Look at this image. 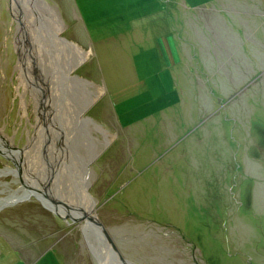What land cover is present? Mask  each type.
Returning <instances> with one entry per match:
<instances>
[{"label":"rangeland","instance_id":"rangeland-1","mask_svg":"<svg viewBox=\"0 0 264 264\" xmlns=\"http://www.w3.org/2000/svg\"><path fill=\"white\" fill-rule=\"evenodd\" d=\"M44 1L0 0V264H264V0Z\"/></svg>","mask_w":264,"mask_h":264},{"label":"bare ground","instance_id":"bare-ground-1","mask_svg":"<svg viewBox=\"0 0 264 264\" xmlns=\"http://www.w3.org/2000/svg\"><path fill=\"white\" fill-rule=\"evenodd\" d=\"M33 1H35V0H12V2H11V9H12V11L14 12V14L18 17V19L19 18H21L18 14H19V8H18V6H19V3L23 6L22 7V16H26L27 15V13H28V11H29V9H28V7H27V4H32L33 3ZM38 3H41V5H42V7H46L45 5H47V4H45L44 2V0H36ZM43 4H45V5H43ZM53 6H49L48 5V8L51 10V14H50V16H49V18L50 19H52V21L50 22V24H49V28L51 29V31L53 32H58V30H59V25H60V21H59V15L57 14V11L54 9V8H52ZM47 8V7H46ZM47 8V9H48ZM49 9H48V11H49ZM50 13V12H49ZM45 14L47 15V13L45 12ZM13 15V14H12ZM25 16L23 17V20L25 19ZM16 17V18H17ZM38 29V35H40V33H42V30H40V28H37ZM18 38L20 39H23V35H21V33L19 32V35H18ZM73 44L75 45V46H73L74 48V50L72 49V52L74 53V57H73V62H74V64H71V68H74L75 67V65H76V63L78 64V62L80 61V60H82L83 58H84V56H86V54L88 55V53H90L91 51L90 50H88V51H86L85 49H83V46H79L76 42H73ZM88 52V53H87ZM87 57V56H86ZM80 59V60H79ZM62 62L64 63V62H66V59H63L62 60ZM50 72L52 71V72H54L53 74H58V73H62V71H61V68H53V70H49ZM48 73V72H47ZM51 77H52V75L51 74H49ZM89 100L88 99H86V101H85V103H83L80 107H79V109L78 110H74V111H72V115L73 116H75V115H79L80 114V112H81V110L83 111V110H85V109H87V106H89L90 104H89V102H88ZM86 104V105H85ZM80 110V112H78ZM73 118V120H75V117H72ZM34 142V141H33ZM8 144V143H7ZM35 145H37V143H35ZM8 147V146H7ZM39 147V146H38ZM0 148H4L5 150H6V152H8L9 154H14V155H16V157L18 156V155H20V154H22V153H24L25 154V151H22V152H19L18 150H16L15 149V151L13 150V151H11V149H10V147H8V148H6V147H4V145L2 144V140L0 139ZM32 151L34 150V147L33 146H31V148H30ZM3 150V149H2ZM30 152V151H29ZM23 154V155H24ZM29 155H31V153L29 154ZM35 155V154H34ZM26 156V155H25ZM19 157V156H18ZM35 157H38V155H36ZM20 161H24V159H21ZM26 162V164L27 163H29V162H31V161H35V162H38V160H36L35 158H30V156H29V158H27V160H25ZM29 161V162H28ZM25 163H23V165H25V166H28V164L26 165ZM65 164H66V162H62V163H60L59 162V169L62 171V172H57L56 173V175L54 176V178H58L59 179V181L61 180L62 182H63V179L61 178V177H63V176H65V174H67V173H65ZM68 164L69 165H72L71 164V162H70V160L68 161ZM81 164L83 165V163L81 162ZM58 167H57V164H56V169H57ZM12 171H14V173H16V169H12ZM84 170L83 171H78V173H77V175H73V176H69L70 177V182H71V180H72V185L70 186V187H68L69 188V191H70V193H71V195L72 196H75V197H77V200H78V198L80 199V200H78L79 201V203H80V205H83L84 206V208H82L81 210L82 211H79V210H74L77 214H81V213H83V212H87V210L89 211V205H90V203L92 202L91 201V199H90V195H89V193L85 190V183H86V178H85V176H84ZM59 173V174H58ZM27 177V176H26ZM82 177H84V178H82ZM85 180V181H84ZM62 182H60V186L62 185V187H66L67 185H65L64 183H62ZM73 182L74 183H76V184H73ZM37 189H35V187H30L28 190L27 189H23V191H22V195H20V194H15V195H13V194H11L10 195V198L8 197V199H7V201L6 202H16V201H18V200H20L21 199V196H23L24 198H28V197H30L31 196V194L34 192V195H36V196H38L39 197V199H40V201L44 204V205H46V206H48L49 208H51V209H54V210H58L61 214H62V212H64L63 210H64V208L62 207V206H58L57 205V202H56V200H54V197L52 196V195H50V196H47V195H44V194H41V193H39V192H37L36 191ZM74 192V193H73ZM56 193H59V192H56ZM77 203V202H76ZM2 205H4V204H2ZM73 211V210H72ZM86 225H88L87 223H86ZM92 223L91 224H89V226H87V228H89V227H92ZM97 230V229H96ZM98 231V230H97ZM102 245V246H101ZM95 246H97V247H100V248H98L100 251H101V258H103V257H105V253H110L111 255V258L113 259V260H115L116 262H118L117 264H119V261H118V259H117V257H116V255L111 251V249L109 248V246H108V243H107V245H106V243H101V244H96ZM101 264H102V262H101Z\"/></svg>","mask_w":264,"mask_h":264}]
</instances>
